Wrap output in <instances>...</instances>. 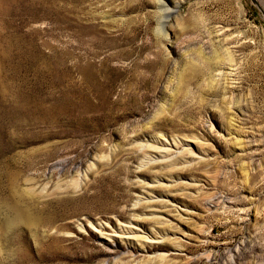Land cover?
<instances>
[{"label":"rangeland","instance_id":"rangeland-1","mask_svg":"<svg viewBox=\"0 0 264 264\" xmlns=\"http://www.w3.org/2000/svg\"><path fill=\"white\" fill-rule=\"evenodd\" d=\"M0 264H264V12L0 0Z\"/></svg>","mask_w":264,"mask_h":264},{"label":"water","instance_id":"water-1","mask_svg":"<svg viewBox=\"0 0 264 264\" xmlns=\"http://www.w3.org/2000/svg\"><path fill=\"white\" fill-rule=\"evenodd\" d=\"M260 10H262L264 12V10L262 9V7L260 6L259 2L257 0H252Z\"/></svg>","mask_w":264,"mask_h":264},{"label":"bare ground","instance_id":"bare-ground-1","mask_svg":"<svg viewBox=\"0 0 264 264\" xmlns=\"http://www.w3.org/2000/svg\"><path fill=\"white\" fill-rule=\"evenodd\" d=\"M262 9L264 10V2H263V5H262ZM15 89V88H14ZM19 92V91H18ZM14 94H16V93H14ZM14 94H13V97H14ZM19 95V94H18ZM12 98V97H11ZM18 98V97H17ZM19 99H21L20 97H19ZM18 100V99H17ZM21 101V100H20ZM20 101H18L19 103H18V105L21 103ZM17 102V101H16ZM23 102V101H22ZM22 104V103H21ZM15 105H16V103H15Z\"/></svg>","mask_w":264,"mask_h":264}]
</instances>
